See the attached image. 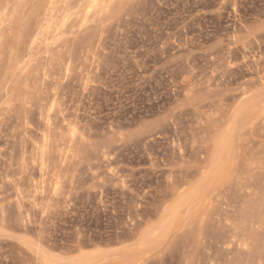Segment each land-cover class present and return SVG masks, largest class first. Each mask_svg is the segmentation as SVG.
Here are the masks:
<instances>
[{"label": "rangeland", "instance_id": "374dc122", "mask_svg": "<svg viewBox=\"0 0 264 264\" xmlns=\"http://www.w3.org/2000/svg\"><path fill=\"white\" fill-rule=\"evenodd\" d=\"M44 3L0 0V264H264V0H58L32 44Z\"/></svg>", "mask_w": 264, "mask_h": 264}, {"label": "bare ground", "instance_id": "6f19581e", "mask_svg": "<svg viewBox=\"0 0 264 264\" xmlns=\"http://www.w3.org/2000/svg\"><path fill=\"white\" fill-rule=\"evenodd\" d=\"M46 1V3H44L45 4V6H44V9H43V12L41 13V15L39 16V19L37 20V25H38V28L36 29V30H33V28H34V26H35V24H34V26H33V28H32V31H34L33 32V34L31 35V32H30V35L33 37L32 39V44H36V41L38 42V40H40V38H41V36H45L46 35V33L47 32H49L50 31V29H52V28H56L59 24H60V22H59V19H58V15H59V13H60V11L62 12V10H63V8H62V6H60L59 4L60 3H62V1L58 4V0H45ZM7 2V1H6ZM10 2V1H9ZM44 2V1H43ZM42 2V3H43ZM65 2V1H64ZM63 2V3H64ZM41 3V4H42ZM2 4H3V2H2ZM40 4V3H39ZM71 4V3H70ZM14 5V4H13ZM3 6V5H2ZM43 6V5H42ZM6 7V6H5ZM38 7H41V6H39L38 5ZM38 7H37V9H38ZM2 8V7H1ZM7 8H9V7H7ZM61 8H62V10H61ZM13 9V8H12ZM11 9V10H12ZM36 9V8H35ZM70 8H68V10H69ZM19 10V9H18ZM35 11H37V10H35ZM66 11V10H65ZM3 12H4V8H3ZM6 12H9L8 10H6ZM15 12V11H14ZM18 12V11H17ZM41 12V11H40ZM1 13V12H0ZM11 13V12H10ZM9 13V14H10ZM13 13V12H12ZM63 13H65V12H63ZM66 13H68L67 11H66ZM2 14V13H1ZM36 14V13H35ZM13 15V14H12ZM14 15H15V17H16V14L14 13ZM13 15V16H14ZM39 15V14H38ZM10 16H11V14H10ZM9 16V17H10ZM36 17H37V15H35ZM62 16H64V15H62ZM68 16V14L67 15H65V17H67ZM1 17H6V16H1ZM8 17V16H7ZM59 18H60V16H59ZM4 19V18H3ZM6 19V18H5ZM11 20V19H10ZM14 20V18L12 17V21ZM3 22H4V20H2ZM6 21V20H5ZM6 23V22H5ZM4 23V24H5ZM9 23H10V21H9ZM12 24V23H11ZM0 25H1V19H0ZM3 25H1L0 27H2ZM12 26V25H11ZM3 28V27H2ZM10 28V27H9ZM4 29H5V26H4ZM4 29H2V30H4ZM11 29V28H10ZM1 30V29H0ZM4 32V31H3ZM2 32V34L4 35L5 34V32L3 33ZM0 33H1V31H0ZM7 33V32H6ZM0 35V36H3V35ZM4 36H7L6 34L4 35ZM4 36L2 37V38H4ZM10 36V35H9ZM20 36V35H19ZM19 36H17V37H19ZM29 36V35H28ZM31 36H29V37H27L28 38V40H29V38L31 37ZM2 38H0V41H1V39ZM6 38V37H5ZM6 39H8V38H6ZM5 39H3V41H4ZM7 41V40H6ZM8 42V41H7ZM30 42V41H29ZM4 43V42H3ZM31 43V42H30ZM1 46V45H0ZM3 47V45L1 46V48ZM18 57L19 56H17V58L15 59L16 61L18 60ZM20 58V57H19ZM13 60H14V58H13ZM12 60V61H13ZM14 64V63H13ZM17 65V64H16ZM264 84V83H263ZM263 87V86H262ZM253 101H255V103L252 105V106H249L248 108L246 107V108H241V111H240V109L238 110L239 112L236 114L238 117H239V115L241 114L242 115V113L243 112H245L246 110H248V111H252V112H257V111H259V110H261L262 108H264V100L262 99V98H254L253 99ZM224 104V103H223ZM250 104V103H249ZM248 106V105H247ZM261 108V109H260ZM47 111V110H46ZM225 111V110H224ZM263 111H264V109H263ZM40 112H42V111H40ZM47 113V112H46ZM45 113V114H46ZM49 113H51V112H49ZM48 113V115H50ZM221 113H223V112H221ZM249 113H251V112H249ZM248 113V114H249ZM42 114L44 115V113L42 112ZM43 115H42V117H41V119L43 118ZM47 115V114H46ZM237 116H236V119H237ZM246 116H247V113H246ZM46 117V122H48V118H47V116H45ZM45 119V118H44ZM43 119V120H44ZM239 119V118H238ZM221 120V119H220ZM246 120V119H245ZM44 121V122H45ZM223 121V120H222ZM234 122V121H233ZM233 122L230 124V126H228L227 127V129H225V131H224V133H223V135H222V139L220 140L221 141V144H222V149H224L225 151L226 150H228V146H229V144H230V142H231V140H232V137H233V132H234V130H236L234 127V125H233ZM238 122V121H237ZM49 124H50V122H48ZM230 123V122H229ZM246 123V122H245ZM49 124H47L46 126L47 127H50V126H48ZM237 124V123H236ZM244 124V123H243ZM44 125H45V123H44ZM228 125V124H227ZM243 126V125H242ZM73 131V130H72ZM238 132V131H237ZM235 133V132H234ZM43 135H45V134H43ZM49 135L46 133V135H45V139H44V141L45 142H43L44 143V145H43V143H42V141H40L41 143H42V147L40 148L41 149V151H40V153H41V155L43 154V152L44 153H47V149L51 146V140H50V138L48 137ZM236 138V137H235ZM207 139V138H206ZM42 140V139H41ZM36 142V141H35ZM38 142H39V140H38ZM33 144H34V142H33ZM36 144V143H35ZM219 144V143H218ZM218 144H216V145H218ZM247 144V143H246ZM37 145V144H36ZM38 145H39V143H38ZM242 145V144H241ZM34 146V145H33ZM232 146V145H231ZM208 147V146H207ZM218 147V146H217ZM235 148V147H234ZM25 149V148H24ZM35 149H37V148H35ZM223 150V151H224ZM26 151H27V149H26ZM38 151V150H37ZM217 151V150H216ZM222 151V150H221ZM223 151H222V153H223ZM227 152V151H226ZM26 153V152H25ZM38 153H39V151H38ZM39 153V154H40ZM221 153V154H222ZM221 154H220V156H221ZM231 154V153H230ZM234 155V154H233ZM232 155V156H233ZM27 156V155H26ZM214 158V157H213ZM218 158V157H217ZM248 159V158H247ZM26 160V159H25ZM232 160V159H231ZM235 160H236V158H235ZM226 161V160H225ZM244 161V160H243ZM247 161V160H246ZM245 161V162H246ZM227 162V161H226ZM230 162V161H229ZM250 162H252V161H250ZM254 162V161H253ZM216 163V162H215ZM235 163V162H234ZM220 164V163H219ZM229 164V163H228ZM222 165V164H221ZM220 165V166H221ZM224 165V164H223ZM223 165H222V167H223ZM237 165V164H236ZM245 165V164H244ZM214 166V165H213ZM220 166H219V168L218 167H216L215 169L213 168V170H215V171H213L212 173H213V177L216 175V174H218L219 173V169H220ZM241 166V165H240ZM236 167H238V166H236ZM235 167V169H237ZM227 168H228V166H227ZM242 168V167H241ZM255 168V167H254ZM243 169V168H242ZM219 170V171H218ZM225 170H226V168H225ZM247 170V169H246ZM246 170H244L243 169V171H246ZM249 170V169H248ZM212 171V170H211ZM231 171V170H230ZM237 172V171H236ZM248 172V171H247ZM246 172V173H247ZM210 173V172H209ZM208 173V174H209ZM198 174V173H197ZM207 174V175H208ZM236 174V173H235ZM246 175V174H245ZM184 176V175H183ZM210 176V175H209ZM212 176V175H211ZM226 176V175H225ZM250 176V175H249ZM207 177V176H206ZM205 177V178H206ZM220 177H222V176H220ZM223 178V177H222ZM221 178V179H222ZM225 178V177H224ZM232 178V177H231ZM230 178V179H231ZM243 178V177H242ZM246 178V177H245ZM191 179V178H190ZM189 179V180H190ZM210 179V178H209ZM220 179V178H219ZM219 179H218V181L217 182H219ZM241 180V179H240ZM182 181V180H181ZM195 181V180H194ZM204 182H205V180H203ZM221 181V180H220ZM244 181V180H243ZM180 182V181H179ZM202 182V181H201ZM207 182V181H206ZM217 182H215V183H217ZM238 182H240L239 180H238ZM171 185V184H170ZM204 185V184H203ZM212 185V184H211ZM176 187V186H175ZM179 187V186H178ZM211 187V186H210ZM188 188V187H187ZM195 188V187H194ZM201 188V187H200ZM202 188H203V186H202ZM201 188V189H202ZM219 188V187H218ZM238 188V187H237ZM184 189V188H183ZM185 189H186V187H185ZM180 190V189H179ZM178 190V191H179ZM187 190V189H186ZM191 190L192 189H190V192L189 193H191ZM200 190V189H199ZM209 189H207V191H208ZM184 191V190H183ZM214 191V190H213ZM186 192V191H185ZM199 192V191H198ZM173 193V192H172ZM208 193H209V191H208ZM179 194V193H178ZM182 194H184V193H182ZM188 194V193H187ZM180 195V194H179ZM179 195H177L178 197H179ZM212 195V194H211ZM176 196V197H177ZM181 196V195H180ZM207 195H205V197H206ZM200 197H204V193L203 192H201L200 193ZM215 197V196H214ZM199 199V198H198ZM197 199V200H198ZM214 199V198H213ZM196 200V201H197ZM180 201V200H179ZM209 201V200H208ZM211 201V200H210ZM212 201H214V200H212ZM17 202V201H16ZM176 202V201H175ZM175 202H173V203H175ZM191 202V201H190ZM177 203V202H176ZM176 203L175 204H173V206L175 205V208L177 207L176 206ZM209 203V202H208ZM19 204V203H18ZM179 204H180V202H179ZM199 204V203H198ZM21 205V204H20ZM195 205V204H194ZM171 206V205H170ZM179 206V205H178ZM172 208V207H171ZM202 209V208H201ZM206 209H208V208H206ZM169 210V209H168ZM172 210V209H171ZM174 210V209H173ZM209 210V209H208ZM208 212V211H207ZM172 213V212H171ZM205 213V212H204ZM204 216V215H203ZM174 217V216H173ZM200 217V216H199ZM201 217H202V215H201ZM200 219V218H199ZM204 219V218H203ZM162 231H163V229H162ZM155 233H157V231L155 232ZM161 233V232H160ZM236 233V232H235ZM237 234V233H236ZM159 235V234H158ZM237 236V235H236ZM155 237V236H154ZM232 237V236H231ZM234 238V237H233ZM236 239V238H235ZM223 240H224V238H223ZM232 240V239H231ZM236 241V240H235ZM225 243V242H224Z\"/></svg>", "mask_w": 264, "mask_h": 264}]
</instances>
